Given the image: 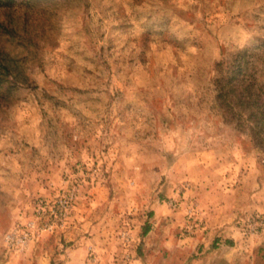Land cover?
<instances>
[{
    "label": "rangeland",
    "instance_id": "rangeland-1",
    "mask_svg": "<svg viewBox=\"0 0 264 264\" xmlns=\"http://www.w3.org/2000/svg\"><path fill=\"white\" fill-rule=\"evenodd\" d=\"M243 53L264 0H0V264H264Z\"/></svg>",
    "mask_w": 264,
    "mask_h": 264
},
{
    "label": "trees",
    "instance_id": "trees-1",
    "mask_svg": "<svg viewBox=\"0 0 264 264\" xmlns=\"http://www.w3.org/2000/svg\"><path fill=\"white\" fill-rule=\"evenodd\" d=\"M253 58L243 53L232 64L218 66L217 101L231 120L264 124V104L260 98L264 96L263 72L258 68L259 60Z\"/></svg>",
    "mask_w": 264,
    "mask_h": 264
}]
</instances>
